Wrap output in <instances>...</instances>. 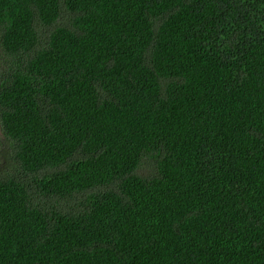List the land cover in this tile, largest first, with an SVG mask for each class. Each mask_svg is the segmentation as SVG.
<instances>
[{
	"label": "trees",
	"instance_id": "16d2710c",
	"mask_svg": "<svg viewBox=\"0 0 264 264\" xmlns=\"http://www.w3.org/2000/svg\"><path fill=\"white\" fill-rule=\"evenodd\" d=\"M0 264H264V0H0Z\"/></svg>",
	"mask_w": 264,
	"mask_h": 264
},
{
	"label": "rangeland",
	"instance_id": "374dc122",
	"mask_svg": "<svg viewBox=\"0 0 264 264\" xmlns=\"http://www.w3.org/2000/svg\"><path fill=\"white\" fill-rule=\"evenodd\" d=\"M3 141H2V137L0 135V150H2L4 148V144L2 145Z\"/></svg>",
	"mask_w": 264,
	"mask_h": 264
}]
</instances>
